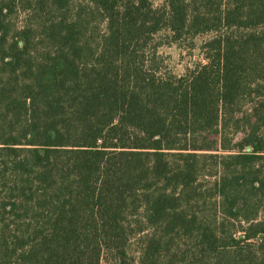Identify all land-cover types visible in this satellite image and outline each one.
I'll return each instance as SVG.
<instances>
[{
  "label": "trees",
  "instance_id": "1",
  "mask_svg": "<svg viewBox=\"0 0 264 264\" xmlns=\"http://www.w3.org/2000/svg\"><path fill=\"white\" fill-rule=\"evenodd\" d=\"M105 259L264 264V0H0V264Z\"/></svg>",
  "mask_w": 264,
  "mask_h": 264
},
{
  "label": "rangeland",
  "instance_id": "2",
  "mask_svg": "<svg viewBox=\"0 0 264 264\" xmlns=\"http://www.w3.org/2000/svg\"><path fill=\"white\" fill-rule=\"evenodd\" d=\"M154 6H161L164 0H151ZM20 20V19H19ZM212 35L200 36L195 39V48L187 49L185 46L161 47L158 50L159 66L162 71H167L174 75H181L186 68H193L197 63L203 62L200 46ZM102 264H115L111 259H105Z\"/></svg>",
  "mask_w": 264,
  "mask_h": 264
}]
</instances>
